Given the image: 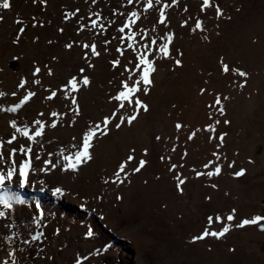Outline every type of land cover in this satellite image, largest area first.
Segmentation results:
<instances>
[{"label":"rangeland","instance_id":"1","mask_svg":"<svg viewBox=\"0 0 264 264\" xmlns=\"http://www.w3.org/2000/svg\"><path fill=\"white\" fill-rule=\"evenodd\" d=\"M71 1L47 0L45 7L39 1L34 4L32 0H10L11 10H0V15L4 16L3 22H0V37L3 35L0 38V74L3 71V77L15 80L9 86L16 90L19 79L41 80L43 76L49 77L42 65L41 75L32 77V71L38 64L37 61L27 60L34 55H49V52L51 59L55 57L59 60L57 65L54 63L56 61H52L53 66H48L53 69L54 74L61 71V81L64 82L52 89L57 90L59 98L53 101L44 99L49 94L44 90L50 88L32 83L29 90H35L37 96L17 113H5L3 120L0 119V123L6 120L5 138L10 133L14 135L9 127L12 118H23V122L29 123L30 129L35 127L34 119L38 118L46 125V136L53 131L72 129L74 133L71 132L70 137H66L67 140L58 135L57 142L65 144L71 140L73 143L67 150L74 153L73 145L81 140L82 133L87 130L83 126L84 120H94L89 118L88 113H84L82 107V99L92 92L91 85L96 88L95 81L90 76L93 73L103 72L107 76L104 86L101 84L98 90L99 94H107L104 95L107 100L103 98L101 103L106 102L111 106L108 113L113 111L108 97L115 92L119 81L124 77L119 75L122 69H113L109 61L120 59L123 65L131 59L130 50L120 39L122 34L117 31L125 19L119 13L128 14L129 9L142 13L140 28L144 29L148 37L157 39L158 45L165 42L167 35L173 34L172 55L177 57L178 52L182 51L183 57L178 58L182 60L183 66L177 68L172 60L156 58L154 87L148 96L143 97L149 105V112H142L131 129H112L108 136L94 140L92 162L82 165L78 172L59 170V165L63 164V157L59 154H66L67 151H46L39 143L31 142L33 152L41 156V161L58 160L59 165L58 168H47L32 157L33 161L44 166L45 172H29L28 183L20 188V195L24 199L30 195H40L39 204L46 209L42 215L31 207L32 218L28 220L27 209L16 210L13 207L10 211L0 207V211L3 209L5 212V217H0V243L6 242V245L0 246V258L5 256L7 250L9 255L11 250L16 264H76L77 259L80 264H264V232L258 230V225L242 229L234 227L242 219L256 215L264 217V0H210L211 5L219 4L224 12V17L219 21L215 18L214 7L200 12L202 0H178L174 6L171 5V0H162V4H170L165 10L168 16L167 29L156 23L159 15L156 9L162 7V4L149 13H144L142 0H134L132 5L128 4V0H100L98 4H93L91 0H73L75 4L70 7ZM77 8L80 9V19L73 17L65 23L63 14L71 10L75 12ZM184 8L189 11L185 12ZM93 12L100 13V21L106 29L102 35L94 34L100 31L99 28L91 29L88 17ZM33 16L44 27H31L34 23ZM229 16L231 20L227 19ZM92 19L96 17L92 16ZM198 19L203 21L206 29L204 32L192 31ZM15 20H21L22 23L18 25L14 23ZM185 20L188 21V26L181 27ZM81 24L85 25V30L77 34ZM21 26L25 28V33L20 43L14 44L13 39ZM153 27L155 31H152ZM59 28H64L65 31L60 33ZM49 40L52 41L51 44L48 43ZM105 41L109 43L105 44ZM91 42H95L97 50L101 51L100 57L92 58V63L95 64L93 69L87 68L82 59L84 50L79 47ZM66 43H73V49H66ZM140 43H148V40L143 39L137 30V48ZM49 45L52 47L51 51ZM117 47L124 50V56L115 51ZM221 58L230 66L231 71L227 74L222 71L219 63ZM76 67H84L85 75L92 81L88 88H81L77 94L85 119L77 117L76 124L69 127L65 123L69 120L66 115L63 121L56 120V129H51L47 125L53 118L49 117L46 109H62L70 103L64 99L59 89L72 77L70 75ZM236 69L248 73L246 81L236 74ZM1 75L0 88L5 86ZM75 76L79 77V72ZM241 84L244 87H240ZM17 97L22 98L19 94ZM17 97L16 103L19 102ZM217 97L221 99L220 105L215 103ZM92 101L99 102L97 98ZM30 105H38L40 109H34L27 116L25 110ZM221 107L224 109L223 115L220 114ZM101 111L105 110L101 108ZM40 112H44L45 117H39ZM122 114L126 115L120 112L117 116ZM101 116L105 115L95 117L94 121L99 122ZM176 123L183 125L179 132L175 129ZM208 128L214 131H207ZM197 129L200 131L197 132ZM193 132L196 135L188 140L187 137ZM225 133L221 145L219 136ZM73 135L76 140H73ZM128 136L132 138H127ZM157 136L161 138L159 141L156 140ZM18 140L19 146L23 147L24 139L18 137ZM38 140L42 142L43 137ZM115 140L123 142L116 143ZM133 148L135 153L131 152ZM173 148L176 149L175 152L172 151ZM145 149L147 156L143 155ZM185 152L187 156L183 155ZM214 152L221 157L219 161L213 155ZM129 154L134 155L135 159L127 162L126 171L119 178L127 176L128 179L119 183L114 173L120 163L127 161ZM29 155L27 154L28 157ZM18 156L22 155L18 153ZM162 156L165 158L163 162L160 159ZM16 158H9L7 165L11 167ZM140 159L147 163L139 173L133 174L132 169L138 166ZM233 162L234 167L229 168L228 164ZM172 163L178 164L175 173L168 171V166ZM217 164L222 169L219 176L211 179L204 175L196 177L195 171L203 173L214 170ZM205 165L209 167L205 168ZM241 169L245 170V175L234 178L233 173ZM49 175L51 178L46 181L45 176ZM176 175L181 179L186 178V183L181 185L183 194L176 188ZM68 176L73 177L69 182L66 179ZM105 180L117 182L106 184ZM70 183L69 188L64 186ZM42 184L46 185H43L40 193ZM212 184L217 187L214 189ZM57 186L64 187L65 200L74 206L71 209L73 213H59L64 206V197L58 205L54 202L43 203L45 196L52 199L49 193ZM118 195L122 199L117 200ZM52 207L55 210L47 211V208ZM233 209L235 218L232 223L227 224L226 217ZM79 214H85V217H80ZM216 217L220 219L217 220ZM260 225H264V222ZM223 227L230 228L224 238L217 240L209 237L196 244L190 242L192 237L205 230L220 231ZM89 231L93 233L91 237L87 236ZM32 236H37L38 239L33 241ZM233 248L235 252L229 251ZM12 260V256L5 259L8 264H12Z\"/></svg>","mask_w":264,"mask_h":264},{"label":"snow or ice","instance_id":"2","mask_svg":"<svg viewBox=\"0 0 264 264\" xmlns=\"http://www.w3.org/2000/svg\"><path fill=\"white\" fill-rule=\"evenodd\" d=\"M32 2L35 4L37 0H32ZM40 4L47 7V0H39ZM93 4L97 3V0H91ZM134 0H128V4L132 5ZM142 3L144 4L143 12L149 13L151 10L156 8V6H160L162 4V0H142ZM178 3V0H171V5H176ZM11 3L10 0H2V3H0V10L9 11L11 10ZM170 7L169 3H163L162 7L157 8L156 10L159 12L158 19L156 20V23L158 25L163 26L164 29L168 28V16L166 14V9ZM210 7H214L215 10V18L217 21L221 20L224 17V12L219 6V4L211 5L210 0H202V4L200 5V12H205ZM185 12H188V8H184ZM80 9L77 8L75 12H65L63 14L64 21L67 23L69 20H71L73 17H76L77 20L80 19L79 17ZM116 13H114L115 15ZM119 15L125 16V19L121 22V26L117 29V31L122 34L120 39L127 45V49L130 50L131 59L127 61L126 64H121L120 59H112L109 61V63L112 65L113 69L121 68L122 71L119 73L120 76H123L124 79L119 81V86L116 88L115 92L111 94L108 97V101L110 104H112V107L114 111H112L109 115H105L99 119V122H90L86 125V131L82 133L81 140L77 142V144L73 145L74 148H76V151L72 154H64V152H60V156L63 157V164L59 165V161H50V160H43L41 161V156L39 154H36L33 152V149L31 147H20L19 146V137L25 138L27 142H33V143H39L40 147L43 148V143L38 140V138H41L45 134V128L46 125L44 122H42L41 119H34V125L35 127L30 129L27 124L23 127H18L17 122L15 119H12L9 127L13 130L14 133L18 135H11L10 139L7 140L6 144L8 146L16 145L15 147H8L7 151H0V162L6 161L9 156L17 157L11 167L8 168L5 172H0V190H3L5 188L6 183H11L14 180L17 183V186L20 188H23L28 183V175L30 168L32 166V157H34L35 161H41L42 164L46 165L47 168H58L59 170H63L65 172H78L80 167L84 164L89 163L93 159L92 155V149L94 147L93 141L98 140L102 137H106L109 135V132L112 129L115 130H121L122 127H131L134 122L138 121V117L141 115V113H148L149 112V105L147 102L143 99V97L148 96L150 94L151 89L154 87V79L153 75L157 71L156 66V58H159L161 60H172L173 63L177 68L182 67V60L178 57H183V52L180 51L177 54V57H173L171 45L174 40L173 34H169L165 38V42L158 45L157 39H152L147 36L143 28H140L141 22V14L137 11L128 10V14L125 13H119ZM92 16H95L96 19H92ZM92 16H89L88 19L91 20V29L95 30L99 28L98 33L94 34H100L102 35L106 29L104 27V24L100 21V13L93 12ZM227 19L231 20V17H227ZM4 16L0 15V22H3ZM32 20L34 23L31 24V27L35 28L37 26L44 27V24L41 23L37 17L33 16ZM14 23L20 25L22 21L15 20ZM114 23V22H113ZM181 27H187L188 21L185 20L181 25ZM217 27L219 25L217 24ZM60 33H63L65 31L64 28L58 29ZM85 30V25L81 24V26L77 29V34L80 32H83ZM137 30H139V35L148 40V43H140L139 48H137ZM156 29L153 28L152 31H155ZM204 32L205 26L203 24L202 20H196L195 21V28L192 29L193 32L195 31ZM25 33L24 27H19L18 29V35L13 39L14 44H19L21 37ZM219 35V33H217ZM115 38V37H114ZM38 39V38H37ZM207 40V37H205ZM48 43H52L51 40L48 41ZM109 43V41H105V44ZM64 47L68 50L73 49L74 45L73 43H66ZM84 51L82 52V59L85 61L87 68L93 69L95 68V64L92 63V58H98L101 56V51L97 50V44L95 42L91 43H83L79 45ZM117 53H119L120 56H124L125 52L121 47H117L115 49ZM18 58V57H17ZM55 59V57H53ZM219 63L222 65V71L227 74L231 71L230 66L224 62V60L221 58ZM43 68L46 70V75L51 77L54 75L53 69L49 67L47 64L43 65ZM236 74L244 78V80H247L248 73L243 70L236 69ZM42 68L40 66L34 67V70L32 71V77H39L41 75ZM125 74H127L125 76ZM112 81H109L111 83ZM34 83L35 85H41L40 79L35 80H29V79H19L16 90H13L11 92V96L17 97V92L19 90H24L20 92V97L18 98L19 102L14 103V106L9 108L0 109V111H3L5 113H17L18 110L22 109L24 105H26L32 98L37 96V92L35 90H29L31 84ZM92 81L88 75H85V68L81 67L79 69V77L78 76H72L70 79H68L63 87L59 89V91L63 94V97L65 100L70 101V106L68 107V112L63 114H58L57 111L51 112V117L53 118L52 121L48 123V127L51 129H56L58 127V124L56 122V118L61 115H69L68 121H65V123L68 124L69 127L76 124V118L82 116V111L80 104L78 103L77 94L80 93L81 88H88L91 85ZM240 87H244V84H241ZM45 92H48L49 94L44 96V99L46 101H53L54 99L58 98V92L57 90L52 89H45ZM203 89L201 90V94H203ZM6 93L0 92V97H4ZM224 99H228V97H224ZM215 103L217 105L221 104V99L219 97L216 98ZM129 109L131 111L129 112ZM126 113V115L122 114L117 116V113ZM220 114H224V109L220 108ZM44 112L38 113L39 117H45ZM113 120H116L115 123H113ZM219 123V121H217ZM224 123H228V121H224ZM183 125L181 123L175 124V129L177 132H179L182 129ZM207 131H214V129L208 128ZM197 132L200 131V129L196 130ZM196 135V132H193L190 134L187 138L188 140H192L193 137ZM225 134H221L219 136V141L221 145L223 144ZM161 138L159 136L156 137V140L159 141ZM73 140H76V137H73ZM4 147L3 144H0V149ZM173 152L176 151L175 148L172 149ZM132 153H135V149L133 148L131 150ZM18 153L20 154H30L28 159H24L23 156H18ZM144 156L148 155L147 149L143 152ZM184 156H187V152L183 154ZM213 155L216 157V160L219 161L221 157L218 153H213ZM135 159V156L132 154H129L127 156V161L122 162L118 166V170L114 173L116 177L119 180V183H124L128 177L124 176L123 179H119L122 173H125L127 162H130ZM161 161H164V157L162 156ZM169 159H171L169 157ZM23 160L21 163L20 161ZM147 161L144 159H140L138 161V166L134 167L132 169L133 174L139 173L141 169H143L146 165ZM18 165V168H17ZM178 165L175 163L170 164L168 167V171L175 173ZM179 167H183V165H179ZM209 165H205V168H208ZM229 168L234 167V162L228 164ZM43 170V169H42ZM195 171V170H193ZM221 166L217 164L214 168V170H209L207 172H198L195 171V175L197 178L204 175L211 179L214 176H219L221 174ZM245 175V170L241 169L239 171H236L233 173L234 178H240ZM159 179V177H157ZM175 179L178 181L176 184L177 190L183 194V189L181 185L186 183V178L181 179L179 175L175 176ZM116 183L117 181H109L105 180L104 183ZM214 189L217 187L215 184L211 185ZM60 189L57 188L56 192L60 193ZM117 200L122 199L121 196L116 197ZM209 200H211V197H208ZM25 203L24 200H22L18 195L11 194L9 195L7 192H5L4 195H0V207L3 209H9L11 210L13 208L14 204L23 205ZM36 208L39 209L40 205L37 204ZM235 209L232 210V213L227 215L226 220L231 223L235 218ZM0 217H5V212L0 211ZM217 220L220 219V217H216ZM262 222H264V217L260 215H256L252 218H245L239 221L234 225L235 228H245L248 226H256L260 225ZM260 231H264V227H261L259 229ZM230 231L229 227H223L220 231H209L205 230L200 235L194 236L191 238V243L196 244L199 241H203L209 237L215 238L217 240L224 238L226 234ZM93 235L92 231H89L87 233L88 237H91ZM31 239L33 241L37 240V236H32ZM211 251V249H209ZM231 252H235V249H229ZM10 256L13 257L12 264H16L15 261V255L13 253H9ZM3 264H8V261H3ZM76 264H80V260L77 259Z\"/></svg>","mask_w":264,"mask_h":264},{"label":"bare ground","instance_id":"3","mask_svg":"<svg viewBox=\"0 0 264 264\" xmlns=\"http://www.w3.org/2000/svg\"><path fill=\"white\" fill-rule=\"evenodd\" d=\"M2 1V0H1ZM39 0H37V2H38ZM99 1L100 0H97V2L99 3ZM101 1H103V0H101ZM100 1V2H101ZM26 2V1H25ZM104 2V1H103ZM112 2V1H111ZM114 2V1H113ZM97 3V4H98ZM108 3V2H107ZM115 3H119V2H115ZM74 2H73V0L69 3V6L70 7H73L74 6ZM126 4V3H125ZM135 4V3H134ZM92 5V4H91ZM116 6V5H115ZM122 6V5H121ZM28 7V6H27ZM113 8H115V7H113ZM113 8H111V9H113ZM25 9H26V7H25ZM60 9V8H59ZM60 11V10H59ZM111 11H113V10H111ZM58 12V11H57ZM66 12H73L72 10L71 11H66ZM115 12V11H114ZM16 13H17V11H16ZM19 13V12H18ZM24 13V12H23ZM142 14V13H141ZM8 16V15H7ZM142 16V15H141ZM188 16V15H187ZM62 17H64V16H62ZM118 17V16H117ZM22 18V17H21ZM19 19H20V17H19ZM27 19H29V18H27ZM26 19V20H27ZM23 20V19H22ZM21 21V20H20ZM48 21H49V19H48ZM116 21V20H115ZM142 21V20H141ZM147 21V20H146ZM149 21V20H148ZM11 23H12V21H11ZM70 25V24H69ZM16 26H18V25H16ZM120 27V26H119ZM71 28H72V26H71ZM154 28V27H153ZM18 29V28H17ZM12 30V29H11ZM4 31V30H3ZM13 32V31H12ZM151 32V31H150ZM4 33V32H3ZM9 33V32H8ZM10 34V33H9ZM8 34V35H9ZM34 34V33H33ZM164 34V33H163ZM162 34V35H163ZM18 35V34H17ZM97 35V34H96ZM10 36V35H9ZM67 36V35H66ZM1 37H3V35H1ZM0 37V38H1ZM27 36H25V38H26ZM70 37V36H69ZM72 37H73V35H72ZM8 38V37H7ZM10 38V37H9ZM23 38V37H22ZM58 38H59V36H58ZM118 38V37H117ZM3 40H4V38H2ZM56 38H54V40H55ZM67 39V38H66ZM89 39V38H88ZM144 39V38H143ZM1 41V40H0ZM56 41H57V39H56ZM62 41V40H61ZM140 41V40H139ZM138 41V42H139ZM8 42H10V41H8ZM34 42V41H33ZM58 42V41H57ZM67 42V41H66ZM69 42H70V40H69ZM2 43V42H1ZM3 43H4V41H3ZM63 43V42H62ZM53 46V45H52ZM60 46V45H59ZM98 46V45H97ZM104 46V45H103ZM49 47V51H51V49H52V47L49 45L48 46ZM13 49H14V47H12ZM54 48H55V46H54ZM57 48H58V46H57ZM61 49V48H60ZM36 50V49H35ZM59 50V49H58ZM62 50V49H61ZM13 51V50H12ZM26 51H27V49H26ZM37 51H39V50H37ZM54 51V50H53ZM57 51V50H56ZM4 52V51H3ZM66 52V51H65ZM229 52V51H228ZM26 53V52H25ZM57 53V52H56ZM51 53L49 52V55H50ZM48 55V53H46V56H44V54H39V55H34V57H32L31 59H29L28 58V56H27V60H30V61H37V64H38V66H43V64H47V65H49V66H53L52 65V61H56V62H54V63H56L55 65H57V60H59V59H51L52 57L51 56H49ZM24 56H26V55H24ZM49 56V58L47 59V57ZM30 57V56H29ZM62 57V56H61ZM3 59V58H2ZM61 59H63V57L61 58ZM61 61V60H60ZM64 61V60H63ZM69 61V60H68ZM67 61V62H68ZM252 61V60H251ZM66 62V61H65ZM240 62V61H239ZM5 63V62H4ZM34 63V62H33ZM70 63V62H69ZM68 63V64H69ZM76 63V62H75ZM35 64V63H34ZM60 64V63H59ZM221 65V64H220ZM35 66V65H34ZM67 66V65H66ZM234 67V66H233ZM72 68V67H71ZM3 70V69H2ZM245 71V70H244ZM78 72H79V68H75V69H73V72L71 73V75L70 76H73V75H78ZM3 73V71L1 72V74ZM0 74V75H1ZM7 75V74H6ZM10 75V74H9ZM69 75V74H68ZM67 75V76H68ZM108 75V74H107ZM2 77H1V80L5 83V86L4 87H2V88H0V91L1 92H4V93H6V95L4 96V97H2L1 99H0V109H4V108H9V107H11V105H14V103H16V97H13V96H11V92L14 90V89H12L9 85L10 84H14V79L11 77H8V78H5V77H3L4 75H1ZM90 76H91V78H92V80L93 81H95V84H96V88H93V86H95V85H91L92 86V92L90 93V94H88V96H86V97H84L83 99H82V107H84V113H88L89 115V118H91V119H94L95 120V117H99L100 115H107V114H109L108 113V111H109V109L111 108V106H109L106 102L104 103V102H102L101 103V100H103V98L105 99V100H107L106 99V96H104V95H107V94H104V93H102V94H99V90H98V88H99V86H101V84L104 86V82H105V79H107V76L105 75V73H103L102 72V74H98V73H93V74H90ZM110 76V75H109ZM63 76H62V72L61 71H57V73H55L53 76H51V77H46V76H43L42 78H41V87L43 88V87H48V88H50V89H56L59 85H61L62 83H64V82H62L61 81V78H62ZM109 78V77H108ZM42 81L44 82L43 84H42ZM66 82V81H65ZM101 82V83H100ZM64 85V84H63ZM224 85V84H223ZM9 88H11V89H9ZM102 89V88H101ZM107 90V89H106ZM105 91V90H104ZM20 92H22V91H18L17 92V96H18V94H19V96H20ZM87 93V92H86ZM248 96V95H247ZM94 98H97L98 99V103H94L92 100L94 99ZM79 100V99H78ZM79 102H80V100H79ZM109 102V101H108ZM94 103V104H93ZM67 106H70V103L68 104H66L65 106H64V108H62V109H60V108H56V109H50V108H48V109H46V112L48 113V115H49V117H51V112L52 111H57L58 112V114H63V113H66V112H68V107ZM52 107V106H51ZM81 107V106H80ZM110 107V108H109ZM246 107V106H245ZM101 108H102V110H105L104 112L103 111H101ZM237 108V107H236ZM34 109H37V111L40 109V106H34V105H30V107L29 108H27L26 110H25V115H29L30 114V112L31 111H33ZM50 109V110H49ZM112 109H113V107H112ZM66 111V112H65ZM113 111H114V109H113ZM35 113V112H34ZM98 113H101V114H99L98 115ZM5 115V112H3V111H0V119H2L3 118V116ZM70 113H69V117H70ZM85 116V115H84ZM84 116H81V118L82 119H85L84 118ZM102 117V116H101ZM52 118V117H51ZM66 118V115H61V116H58L57 118H56V120L57 119H60L61 121H63L64 119ZM80 118V119H81ZM12 119H15L16 120V122H17V125H18V127H23V126H25V124L27 123V121H26V123L25 122H23V118H19L20 120H18V118H12ZM11 119V120H12ZM98 119V118H97ZM3 120V119H2ZM50 120H52V119H50ZM86 120H88V119H86ZM86 120H84V124H83V126H84V128H85V130H86V124L88 123V122H91V121H86ZM93 120V121H94ZM11 122V121H10ZM85 122H86V124H85ZM96 122H98V121H96ZM27 125H29V123H27ZM137 128V127H136ZM0 134L2 135V136H0V144H3L4 145V147L2 148V149H0V151H7V148L8 147H11V146H8L7 144H6V142H7V138L8 137H10V135L7 137V138H5L6 136H3L4 134H5V132L7 131V129H6V120H4V121H2L1 123H0ZM129 129H131V127L129 128ZM132 129H134V128H132ZM11 130V129H10ZM72 129H65V130H60V131H53V132H51V133H49L47 136H46V133L44 134V136H42L43 137V141H42V143H43V148L45 149L46 148V151H52V150H57V149H61V150H64V151H67L68 153H66V154H71L70 152H71V150H67V149H69V146L70 145H72V141L70 140V141H68V142H66L65 144L64 143H61V142H57V136L59 135V136H61L62 138H65L66 139V137L68 138V137H70V134H71V132H73V131H71ZM128 130V129H127ZM12 131V130H11ZM126 131V130H125ZM135 131V130H134ZM13 132V131H12ZM129 132V131H128ZM136 132V131H135ZM74 133V132H73ZM11 135H13V133H10ZM141 134V133H140ZM14 135H18V134H16V133H14ZM113 135V134H112ZM52 136V137H51ZM74 136V135H73ZM131 136V135H130ZM130 136H128L127 138H132V137H130ZM19 137V136H18ZM41 137V138H42ZM121 137V136H120ZM20 138H22V139H24V146L23 147H31V148H33V144L31 143V142H27L26 140H25V138H23V137H20ZM52 138H55L56 140H52ZM10 139V138H9ZM67 140V139H66ZM106 140V139H105ZM59 141V140H58ZM104 141V140H103ZM116 141V140H115ZM115 141H114V143H115ZM131 141V140H130ZM129 141V142H130ZM107 142V141H106ZM106 142H104V143H106ZM121 142H123L122 140H118V141H116V143H121ZM115 143V144H116ZM124 143L126 144V141H125V139H124ZM62 144H64V145H62ZM108 145V144H107ZM127 145V144H126ZM167 146V145H166ZM21 147V146H20ZM64 147V148H63ZM132 147V146H131ZM63 148V149H62ZM128 149V148H127ZM76 151V148H73V152H75ZM23 157H24V159H28L29 157L27 156V154H21ZM141 155V154H140ZM197 155V154H196ZM12 156H9L8 157V159L9 158H11ZM13 158V157H12ZM8 159L6 160V161H3V162H0V172H5V171H7L8 170V168H9V166L7 165V162H8ZM178 159V158H177ZM193 159H195V158H193ZM13 160V159H12ZM33 161V160H32ZM176 161V160H175ZM23 162V160H21V163ZM92 162V161H91ZM177 162V161H176ZM181 162V161H180ZM183 162V161H182ZM89 164H90V162H89ZM177 164V163H176ZM178 165V164H177ZM194 166V165H193ZM202 166V165H201ZM169 167V166H168ZM18 168V167H17ZM43 169V170H42ZM185 170V169H184ZM29 172H35L36 174L37 173H41V172H45V168H44V166H42L41 164H39L38 162H35V161H33V163H32V166H31V168H30V171ZM166 172V171H165ZM185 174V173H184ZM53 175H54V172H53ZM167 176H168V174H167ZM177 176V175H176ZM183 175L181 174V177H182ZM46 178V181L47 180H49L50 178H51V176L49 175V176H45ZM55 177V176H54ZM171 177V176H170ZM42 178V180H43V178H44V176H42L41 177ZM71 178H73L72 176H68V177H66V179L68 180V182L71 180ZM59 179H61L60 177H59ZM43 181H45V180H43ZM45 181V183L47 184V182ZM174 181V180H173ZM46 184H42L41 185V188H39V192L41 193L43 190H42V187H43V185H46ZM71 185V183L70 184H66V185H64V186H66L67 188H69V186ZM163 185V184H162ZM105 186H107V185H105ZM166 186V185H165ZM61 191H60V193H57L56 192V189L57 188H54L53 187V189L51 190V192L49 193V195L50 196H52V199L50 198V197H48V196H45V198L43 199V203L44 204H50L51 202H54L55 204H60L61 203V198H63L64 197V190H63V188L64 187H59V186H57ZM198 187V186H197ZM112 189V188H111ZM113 191V190H112ZM116 191V190H115ZM5 192H7L9 195H11V194H15V195H18L22 200H24L25 201V203L23 204V205H19V204H14L13 205V207H16V210L18 209H27V211L29 212V219L28 220H30L32 217H31V213H30V211H31V207H33V208H35L36 210H37V212L39 213V215H42V212L44 211V210H46L45 209V207L44 206H42V205H40L39 204V196L40 195H38L37 197H34V196H29L28 198H26V199H24L21 195H20V187H18L17 186V183H15V180L13 181V182H11V183H6V185H5V188L3 189V190H0V195H4L5 194ZM201 194V193H200ZM203 194V193H202ZM159 196V195H158ZM202 196V195H201ZM106 198V197H105ZM107 199V198H106ZM105 199V200H106ZM145 199V198H144ZM164 199V198H163ZM151 200V199H150ZM166 202V201H165ZM63 203H64V206H63V208L59 211V213H65V214H70V213H73V212H71V209L74 207V206H72V204H70L69 202H67V200H65V197H64V201H63ZM176 203V202H175ZM37 204H39L40 205V208L39 209H37L36 208V205ZM24 207H27V208H24ZM197 207V206H196ZM164 208V207H163ZM7 210V209H6ZM52 210H55V207H52V208H47V211H52ZM144 210V209H143ZM2 211H4L3 209H2ZM10 211H12V210H10ZM18 213V212H17ZM13 215V214H12ZM14 215H15V213H14ZM72 215V214H71ZM80 215V217H85V214H79ZM22 216V215H21ZM18 218V217H17ZM22 221H24V220H22ZM34 221V220H33ZM232 223V222H231ZM227 224H229V222L227 223ZM224 225H226V224H224ZM13 230V229H12ZM25 230V229H24ZM14 232L15 231H13V235H14ZM8 242V241H7ZM3 246V245H6V242L4 241V242H1L0 243V246ZM8 245V244H7ZM7 253H8V250H7ZM7 253L5 254V256L1 259L0 258V264H3V261H5V259H7V258H10V255H7ZM9 253H13V251H11V250H9ZM10 260V259H9Z\"/></svg>","mask_w":264,"mask_h":264},{"label":"water","instance_id":"4","mask_svg":"<svg viewBox=\"0 0 264 264\" xmlns=\"http://www.w3.org/2000/svg\"><path fill=\"white\" fill-rule=\"evenodd\" d=\"M261 227H264V225H260V226L258 227V230H259ZM259 231H260V230H259Z\"/></svg>","mask_w":264,"mask_h":264}]
</instances>
